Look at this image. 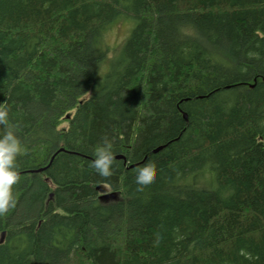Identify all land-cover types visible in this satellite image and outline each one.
<instances>
[{
    "label": "trees",
    "instance_id": "16d2710c",
    "mask_svg": "<svg viewBox=\"0 0 264 264\" xmlns=\"http://www.w3.org/2000/svg\"><path fill=\"white\" fill-rule=\"evenodd\" d=\"M0 106V264H264V0H0Z\"/></svg>",
    "mask_w": 264,
    "mask_h": 264
},
{
    "label": "clouds",
    "instance_id": "9594fccd",
    "mask_svg": "<svg viewBox=\"0 0 264 264\" xmlns=\"http://www.w3.org/2000/svg\"><path fill=\"white\" fill-rule=\"evenodd\" d=\"M8 110L0 106V123L7 121ZM22 151V146L18 138L12 131H6L0 136V215L5 214L15 201L11 195V186L19 178L15 160L17 155ZM95 159L91 162L100 176L107 177L112 174L114 153L112 145L104 140L95 151ZM154 180L153 170L150 165L145 164L136 171L135 184L137 190L147 187Z\"/></svg>",
    "mask_w": 264,
    "mask_h": 264
},
{
    "label": "rangeland",
    "instance_id": "374dc122",
    "mask_svg": "<svg viewBox=\"0 0 264 264\" xmlns=\"http://www.w3.org/2000/svg\"><path fill=\"white\" fill-rule=\"evenodd\" d=\"M132 26L128 21L119 20L112 23L107 29H105L101 36V43L103 46L107 47L109 52L106 59V62L101 66V73L110 69V64L115 63L120 59V53L124 44L125 39L127 38ZM108 64V65H107ZM62 128L65 127L63 124ZM114 193L116 195V199H118V195L115 192L110 191L107 188H104L100 196ZM110 201H114V199H110Z\"/></svg>",
    "mask_w": 264,
    "mask_h": 264
},
{
    "label": "water",
    "instance_id": "95a60500",
    "mask_svg": "<svg viewBox=\"0 0 264 264\" xmlns=\"http://www.w3.org/2000/svg\"><path fill=\"white\" fill-rule=\"evenodd\" d=\"M183 119L184 120L186 119V116L185 115H183ZM158 150H160V149L158 148L154 152H156ZM115 159L120 160V159H123V157L122 156H116ZM131 167H133V166H131ZM39 171H42V170H39ZM99 199L101 201H107V200H110V199L116 200V195L114 193H111V194H107V195L100 196ZM3 235L4 234L2 233L1 236H0V242L2 241Z\"/></svg>",
    "mask_w": 264,
    "mask_h": 264
}]
</instances>
